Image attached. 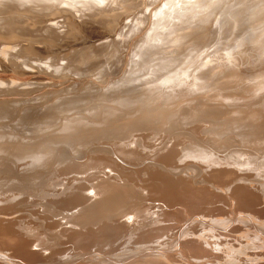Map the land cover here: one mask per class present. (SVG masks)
<instances>
[{"label":"bare ground","instance_id":"6f19581e","mask_svg":"<svg viewBox=\"0 0 264 264\" xmlns=\"http://www.w3.org/2000/svg\"><path fill=\"white\" fill-rule=\"evenodd\" d=\"M75 1L80 2L79 0ZM87 1L85 5H87ZM96 1L93 2L100 3V1ZM101 1L106 2L105 0ZM117 1L115 0L116 3H114L115 10L119 6L116 4L123 5V2L125 4L127 0H123V2L119 0L120 3ZM159 1L165 2L164 6L162 4L159 6L158 1L154 0L153 2L159 6L157 11L154 9L155 3L151 2L150 4H153L151 8L154 9L153 14L148 12L150 9L148 7L144 12L149 17V21V13L152 16L149 28L146 26L148 28L145 30V32L147 31L146 35L143 33L144 31L142 32V27L141 30L139 29L143 33L142 41H144L142 43L141 40L139 41L141 45L136 42L134 46H138L134 49L129 46L130 50L133 49L132 53H129L131 54L130 63L125 59L126 56L124 58L127 65L129 63V66L132 67H142L149 72L151 78L147 77L144 80L145 86L141 84V88L121 94L118 96L120 99L115 102H109V99L103 98L102 94L106 93L104 91L109 85L112 87L111 84L115 78L121 77L124 73L125 70L121 72L122 66L120 65L121 71L117 69L119 72H116L114 69L117 75L113 76V72V75L107 76L108 78L103 77L102 83L92 87L90 95L86 98L82 92H77L78 90L73 91V94L71 91H67L64 92V95L63 92L60 94L63 97L59 95L60 100L48 98L40 104L33 103L30 106L27 103L26 106L29 107L24 108L26 99L18 96L22 101L24 99L23 103L25 104L22 105L21 100L20 103L15 104L14 100L10 101L9 94L7 98L10 102H13L15 106H23L14 109V107L11 108L13 105L10 104L12 103L5 101L7 92L5 93L6 99L0 97V102H2L0 104V264H264V177L261 176V170L264 171V65H261L259 60L253 61L255 63L258 61L260 64L258 66L256 63L257 68L254 67L256 64L251 65V60H254L251 59L253 56L251 54V57L248 55L250 58L247 60L251 59L249 65L255 69H247L244 66L245 69L242 70L235 58L237 56H234L233 53L217 55L214 64L211 63L213 60L209 58V54H204L202 61L199 62L197 56H192L194 49L191 47L193 43H199L203 48H208L223 39L228 43H237V48L244 44L245 47L250 44L252 47L253 44L256 47L257 44L259 50L254 48V51H264V0ZM107 2L109 1L107 0ZM129 2L131 3V0ZM66 3V0H0V31L13 34V31L20 27L18 25L20 22L22 24L28 21L32 22L35 15L39 17L37 14L40 13L39 9L50 4H63L66 6L60 7L65 9L69 7ZM137 3H135L136 6H138ZM148 3L146 6L150 5ZM111 4L113 5V2ZM127 4H125L126 7H128ZM135 4L134 6L133 3L132 6L130 5L134 10ZM83 5L79 7L81 8ZM112 5L107 8L111 10ZM122 5L121 9L124 6ZM142 5L145 4H141V7H145ZM84 6L81 9L87 8ZM102 6L104 7V4ZM130 6L128 10H131ZM79 7H76L75 10ZM126 7L124 8L126 9ZM92 8L89 7L91 10ZM59 9L62 11V8ZM121 9L119 11L124 14ZM110 10L108 9V11ZM128 10L126 9L125 12ZM108 11L105 10L106 13ZM86 12L90 14L89 10ZM102 12H98V15L100 13L102 15ZM54 13L56 14V12ZM59 13L57 14L60 15L64 12ZM65 13L69 14V12ZM88 13L85 14L88 16ZM93 13L91 12L94 18ZM113 13L109 12L111 15ZM144 13L142 14L144 15ZM76 14L75 19L78 16L79 19L80 17L83 19V16ZM50 15L54 14L50 13ZM46 16L49 17L47 14ZM65 16L62 15V17ZM68 17L70 16L68 15ZM119 17L118 24L121 19L123 21V18ZM62 19L64 20V18ZM62 19L58 21L61 22ZM69 19L68 21H72V18ZM127 19L124 21L127 22ZM102 21H104V17ZM113 21L115 20L113 19ZM74 22L73 19L72 23ZM93 22L97 21L93 20ZM106 22L108 21L105 20ZM56 23L54 22V24ZM28 24L30 23L28 22ZM54 24L52 22L53 28H57L58 26L54 27ZM65 25L67 26V23ZM115 25L117 26V24ZM47 26L45 25L46 30H48ZM143 26L145 27V25ZM40 29L42 27H39L38 31ZM66 29L65 31H67ZM36 30L35 32H38ZM60 30L63 34V30L61 28ZM17 32L20 33L19 29ZM22 32L21 34H23ZM31 32L27 33V36ZM40 32L44 34L40 35L41 38L45 39L48 32L45 31L46 34L44 30ZM16 34L14 35L16 36ZM56 34L59 32L54 33L53 38ZM139 34L141 35V33ZM139 34L135 33L134 37ZM140 35L136 37L140 38ZM51 36L49 35L50 38ZM60 36H58L59 39ZM16 37L18 38V36ZM56 37L54 39L58 40ZM106 39L109 42V38ZM6 42L9 43V41ZM98 42L96 43L98 44ZM101 44L99 42L101 49H103V45L106 47V44ZM129 45L132 46V43ZM0 46L5 48L1 44ZM248 46L245 48L247 50L243 47L244 51H248ZM8 47L9 45L6 48L8 49ZM83 47L79 49H84L86 46ZM95 47L92 48L95 50ZM11 48L13 47L10 46ZM111 48H114V45ZM125 48L128 49V47ZM85 49L84 51H86ZM115 49H117L116 46ZM94 50L82 55L85 57H80L78 62L74 59L75 63H78L75 65L77 69H81V71H77L79 74L74 77L82 76L83 79L86 72L88 73L93 67L91 73L97 64L99 68L100 64L105 65L108 61L106 66H101V71L109 64L113 66V62L117 61L115 56L117 50L113 51L115 58L109 55L111 57V59L108 58L109 60L116 59L113 62L107 59L108 55L104 56L105 59L102 61L103 56L100 54L103 52L106 54L108 48L107 51L105 50L106 52L104 49L102 52L99 51L101 53H97L98 51L95 53ZM258 51L257 53H259ZM13 52L15 50H12L10 55ZM73 52L75 54V51ZM255 52L254 55H257ZM16 53L18 55V51ZM119 53L121 52L119 51ZM152 53L155 54L152 55ZM262 53L260 52V56H257L261 57V62H264ZM3 54L5 58L8 55L7 53ZM241 56L243 55H240L239 58H242ZM2 57L1 59H3ZM15 57L16 55L13 58L15 59ZM120 57L118 59L123 61ZM10 58L11 56L7 59ZM66 58H68L69 63L67 62V64L70 66V58L68 56ZM60 59L58 58L59 61ZM242 60L240 59V61ZM14 61L12 60V63ZM59 61L60 66H65L66 61L63 64L62 59V62ZM121 61L119 63L122 64ZM9 62L11 63V61ZM90 62L97 64L89 68V71L82 70V68L88 69L85 66ZM13 64L18 68L19 62ZM243 65H246V62ZM225 66L233 67L234 70H227ZM250 66L247 67L250 68ZM21 67L18 68L20 72L24 70L23 67L21 70ZM212 67H216V70L212 71ZM12 69L11 72L18 70L14 68L15 70L12 71ZM71 69L75 72L76 68ZM218 69L221 73L217 71ZM168 71L178 74V79L184 81L185 85L177 84L175 88L174 85L164 86L166 82L162 83L164 79L161 73ZM81 72L85 74L83 75ZM70 76L72 75L70 74ZM199 77L204 80L205 86L202 89L193 87ZM14 79L13 81L16 82L17 80ZM218 79L228 80L231 86L222 85L224 82L221 84L220 80L217 82ZM3 80L5 79L2 78L4 83ZM72 80L74 81V79ZM78 80L77 82H79ZM15 82L11 84H16ZM58 82L59 80L54 82V85H58L62 81ZM80 82H82L81 79ZM231 82H234L235 85ZM136 83H140V81ZM161 83V93L155 92ZM14 84L13 87H15ZM23 84H21L22 87L20 85V88L25 90ZM39 84L42 85L43 82ZM3 85H0L2 86L1 90H5ZM24 85H27L26 90L28 91L32 89L28 87L29 85L34 88V84L31 83ZM187 85H191V87L187 88ZM105 86L108 87L104 88ZM10 90L12 92V89ZM14 90H17L16 87ZM69 92L71 95H67ZM15 96L17 95L13 97ZM182 103H191L196 108L202 106L207 113L211 112L212 114L209 118H192L186 122L188 125L180 130L167 128L160 131L159 128L169 123L167 119L173 114L171 109L177 108ZM60 109L64 110L61 115L58 113ZM51 121L56 122L51 125ZM37 122L49 124L36 128ZM101 140L103 141L101 142ZM136 159H143V161L150 159L151 162L148 160L150 164L146 162L142 165L143 163L138 161L137 165L140 163L143 167L140 168L139 165L140 169L137 170V167L134 168L137 162H133ZM130 161L135 164L132 166L134 169L129 168L131 166H126L128 163L131 164ZM69 166L78 167L80 170L74 171L75 169L72 170ZM67 167L69 168L67 169ZM70 169L74 171L72 173H77V176H71L74 175L72 173L69 174L70 176H66L70 173ZM252 169L259 171L257 173L256 170L255 173ZM42 170L59 171L65 175V178L50 188L47 177L42 176L40 180L38 179V173ZM90 170H101L100 172L106 177L99 176L102 178L99 181L94 176L99 175L100 172L89 174ZM85 172L88 173L87 176H83L82 173L85 175ZM78 173L82 175L78 176ZM135 177L138 179L136 184L133 182ZM94 179L98 181L95 183ZM39 199L46 200L47 203L43 202L42 207L44 204L47 207L40 218L37 219L39 217L37 216L33 218L37 221L32 222L33 219L26 218L29 214L23 213L26 212L24 206L19 208V205L26 203L32 208L31 205L38 204ZM154 200L159 202L158 205L157 202L153 205ZM148 201H153L152 206L151 202L147 203ZM230 202L236 203L238 206L239 212L237 207H234L238 212L234 216L227 215V210L228 212L230 210L228 208H231ZM223 204H228L229 207L227 208V205L224 207ZM38 206L36 205L35 208ZM154 206L158 211L150 212ZM32 209L35 211L34 208ZM201 210L208 211L202 212ZM215 210H218L217 214L212 213ZM236 210L233 212L236 213ZM34 211H32V215L35 213ZM231 213L229 214L231 215ZM31 214L28 217L31 218ZM154 214V217L151 216ZM19 215L21 217L27 215L25 218L28 220H22ZM161 219L170 220L173 224L168 221L169 224L160 223ZM37 223L55 235L54 242H47L44 237L34 235L31 229ZM131 243L132 246L129 245ZM65 245L71 246L72 251L69 252L68 249L69 253H66L68 247L65 248ZM106 246L108 250L105 248ZM103 248L107 250L104 255L110 253L109 256L107 255L108 257L102 256L103 253H100L102 250L104 251Z\"/></svg>","mask_w":264,"mask_h":264},{"label":"rangeland","instance_id":"374dc122","mask_svg":"<svg viewBox=\"0 0 264 264\" xmlns=\"http://www.w3.org/2000/svg\"><path fill=\"white\" fill-rule=\"evenodd\" d=\"M69 1H71V0H66V4H67V6H69V7H66L65 9L63 8V7H60V6H66V5H61V4H50V5H47V7H44V8H41L42 10L44 9V11H42L41 9H39L40 10V13H37V14H39V17H38V15L36 16H34V18L31 20L32 22H30V21H28L30 24H28V22H24L23 24H22V22H20L18 25H20V27H17L18 29H19V34H18V29L17 30H14L13 31V34H12V32H5L6 33V35H5V33L4 32H2V31H0L1 33H0V36H1V40H0V44L1 45H3L2 47H5V48H1V46H0V48H1V50L2 49H4L3 50V53H7L8 55V57L6 56V58H5V56H3L4 54L3 53H1L2 51L0 50V55H2L1 57L3 58V59H1V57H0V63L2 64H0V72H4V73H6L8 76H5L6 74H4V73H1L0 74V81H1V84L0 85H3V89H5V90H1V88H2V86H0V94H2V95H0V97H2V98H5V93H6V98L7 97H9V94H10V101H13L15 104L17 103L18 104V102L20 103L21 101H22V99L21 98H24V99H26L27 101L25 102V103H23L24 102V99H23V101H22V105L23 104H25V105H23V106H25L24 108H26V107H29V106H26L27 105V103L31 106V105H33V103L35 104H40L41 102H43V101H45L46 99H53V100H60L61 99V97H63V95L67 92V91H71V94H73L72 92L74 91L75 92V90L77 91V92H82V94H84L85 95V98L88 96V95H90V92H91V90L93 89L92 87H94V86H98L99 85V83H102L101 81H102V79H103V77H107L108 75H111L113 72V76H115V75H117V73L116 72H119V70H120V65L122 66V68H121V72H123V70H125L124 71V73L122 74V76L121 77H116L115 78V80L113 81V83L111 84L112 85V87H110V85H109V87L108 86H105L104 88H107L104 92H106L105 94H102L103 95V98H106V99H109V102H115L116 100H118V99H120L118 96H120L121 94H123V93H127V92H129V91H131V90H137V89H139V88H141V84H143V86H145V82H144V80L148 77V78H151L149 75V72L148 71H146V70H144V68H142V67H140V68H137V67H132V66H129V63H130V58H131V54H129L130 52L132 53V51L131 50H133L134 49V47H136V46H138V45H141V43L144 41H142V38H143V33L145 34L146 32H145V30H148V28H149V24H150V21H151V19H152V16L150 15V13H149V16H150V21H149V17L146 15V13H144V12H146L147 11V7H148V12H151V14H153V11H154V9H156L155 11H157V7H159L160 6V4H162V6H164V4H165V2L163 3L162 1H159V0H157L158 2V4H159V6H158V4L156 3V2H153L154 0H148V1H146V0H139V2H138V0H131V3L129 4L128 3V1H130V0H127L126 2L128 3H126L125 2V4H127L128 5V7H126V5L124 4V2H123V0H120L121 2H123V5L120 3V1L118 0L117 1V3H120V4H116L118 7H120V8H118L117 6V9L115 10V4L114 3H116L115 2V0L114 1H112L113 2V5L111 4L112 2L110 1V0H108L109 2H107V0H105L106 2V6H105V3H104V1H101V0H97L96 2H98V1H100V3L99 4H104V7L102 6V4L101 5H99L98 3H94L93 1H95V0H88L87 2V5H85V3H86V0L84 1V0H79L80 2H78L77 3V1H75L76 3H77V6H76V3L74 2V0L72 1V2H69ZM83 1H84V5L82 4L83 3ZM89 1H91V2H89ZM132 1H134V2H132ZM156 1V0H155ZM203 1H206V0H203ZM138 2V3H137ZM149 2V3H148ZM151 2H153V4H154V6H156V7H154V9L153 8H151V7H153V4H150ZM68 3H70V4H68ZM75 3V4H74ZM92 3V4H91ZM108 3H109V5H108ZM132 3H133V6H134V4L135 3H137V5L139 6V9H137L138 8V6H136V4H135V10H134V8L133 7H131L132 6ZM148 3V5L150 4V5H152V6H146V4ZM65 4V3H64ZM79 4H81V5H83L84 6V8L87 6V8H85V9H81V8H83V6L80 8L79 6H81V5H79ZM97 4H98V6H97ZM112 5V7H111V10L114 8V10H110V8H107V7H110L111 5ZM141 4H145V5H142V6H145V7H141ZM55 6V8H54V6ZM74 5V6H73ZM92 5H95V6H92ZM121 5L123 6V8L121 9ZM131 5V6H130ZM59 6V8H62V11L64 12L63 14H60V13H62V11L59 9V8H56V7H58ZM72 6V7H71ZM101 6V7H100ZM129 6H130V9L131 10H128L129 9ZM74 7V8H73ZM76 7H79V8H77V10L79 9H81L82 10V13L83 12H85V13H88V12H86V11H88L89 10V12H90V10L91 9H89V7H94V8H92V10H91V12L94 14V18H93V16H92V14H91V12H90V14H91V17L89 16L90 14L88 13V16L85 14V13H81V10L80 11H77V10H75L76 9ZM100 7V8H99ZM124 7H126V9L128 10V11H126L125 12V8ZM47 8V9H46ZM49 8V9H48ZM51 8H53V9H51ZM68 8H73L72 10L71 9H69L68 10ZM98 8V9H97ZM141 8V9H140ZM144 8V9H143ZM58 10V11H55V10ZM65 11H64V10ZM98 11V12H102V9H104L103 10V14L101 15V13L98 15V12L96 11V10ZM107 9V11H108V9L110 10V11H108V13H106L105 12V10ZM119 9H121V11L123 10V12H124V14L122 13V12H120L119 11ZM136 9H137V12H135L136 11ZM38 10V11H39ZM46 10H48V11H50V12H48V11H46ZM52 10V11H51ZM59 10L61 11L60 13H59ZM68 10V11H67ZM84 10H86V11H84ZM95 10V11H94ZM119 11V12H115V11ZM144 10V11H143ZM146 10V11H145ZM132 11V12H131ZM134 11V12H133ZM142 11V12H141ZM45 13V15H44V13ZM49 14H48V13ZM54 12H56V14L54 13ZM65 12H69V14L68 13H65ZM96 12V13H95ZM109 12L110 13H113L112 15L111 14H109ZM129 12H131V13H129ZM50 13H53L54 15L53 16H51L50 15ZM57 13H59L60 15H58ZM70 13H71V15H73V17H71V15H70ZM76 13H78L79 15H81V16H83V19H86L87 21H83V19H82V17H80V19L82 20H80L79 19V16L76 18L77 19V22H80L81 21V23H78L77 24V22H76V19H75V17L77 16V14ZM117 13H119V14H121V15H117ZM136 15H135V14ZM142 13H144V15H146V16H144ZM42 14V15H41ZM46 14L47 15H49V17H47L46 16ZM65 14H66V16H65ZM72 18V21L70 20L71 18L70 17H68V15ZM105 14V15H104ZM42 17H41V16ZM46 16V17H44V16ZM57 15H58V19H57ZM62 15L63 16H65V17H62ZM85 15V16H84ZM98 15V16H97ZM108 15V16H107ZM127 15H129V16H127ZM56 16V17H55ZM75 16V17H74ZM101 16V18H99ZM110 16V17H109ZM111 16H112V18L115 20V21H113V19L111 18ZM114 16V17H113ZM115 16H116V18H115ZM119 16H121V18H123V21H122V19L119 21V24H118V20L120 19V17ZM126 16V17H125ZM39 19H38V18ZM51 17V18H50ZM55 17V18H54ZM59 17H61V18H59ZM88 19H87V18ZM103 17H104V21H102L103 20ZM107 17V18H106ZM129 17H131L130 19H129ZM144 17H145V20H143L144 19ZM36 18V19H35ZM43 20H42V19ZM45 18L47 19L46 21H45ZM51 20H50V19ZM62 18H64V20L62 19ZM70 18V19H69ZM99 18V19H98ZM110 19V22H109V19ZM129 19L130 21L128 22V19H127V22H125L124 20L125 19ZM147 18V19H146ZM53 19H54V21H53ZM60 19H62L61 20V22L60 21H58V20H60ZM67 19V20H66ZM68 19L70 20V21H68ZM73 19H74V23H72L73 22ZM90 19V20H89ZM92 19V20H91ZM117 19V20H116ZM35 20V21H34ZM43 22H42V21ZM55 20H57V21H55ZM93 20L95 21H97V22H93ZM105 20H107L108 22H106L105 23ZM38 21V22H37ZM41 21V22H40ZM45 21V22H44ZM50 22L51 23V25H52V22H53V24H54V22L56 23V24H54V27H57V28H53V25L51 26V25H49V24H46V23H48V22ZM91 21V22H90ZM98 21H100L99 23H98ZM113 23H112V22ZM104 22V23H103ZM117 22V23H116ZM146 22V23H145ZM26 23H27V25H26ZM33 23V24H32ZM67 23V26H68V29H66L67 28V26L65 25ZM76 23V24H75ZM121 23V24H120ZM125 23V24H124ZM145 23V24H144ZM35 24H36V26L38 25L40 28L42 27V29H40V31H43L44 30V32L46 31V32H48L49 33V35L51 36L52 35V33H53V31H54V29H56L55 31H54V33H58L59 32V34H56L55 36H54V38L56 37L58 40H55L54 38H53V35H54V33H53V35L51 36V38L49 37V35H48V33H47V36L45 37V39L44 38H41V36L40 35H44V34H41V32L40 31H38L39 30V27H36L35 26ZM64 25V27H63V25ZM113 24V25H112ZM115 24H117V26L115 25ZM122 24H124V25H122ZM17 25V26H18ZM32 25V26H31ZM35 27H34V26ZM42 25V26H41ZM45 25L48 27V30H46V27H45ZM55 25H57V26H55ZM60 25H61V27H60ZM111 27H110V26ZM115 25V26H114ZM119 25V26H118ZM143 25H145V27L143 26ZM22 26V27H21ZM24 26V27H23ZM27 26V27H26ZM31 26V27H30ZM53 28H51V27ZM80 26V27H79ZM146 26H148V28H146ZM26 27V28H25ZM29 27V28H28ZM35 28V29H33V28ZM45 27V28H44ZM50 27V28H49ZM115 27V28H114ZM117 27V28H116ZM139 27V28H138ZM143 29H142V28ZM194 27H195V25H194ZM20 28H21V30H20ZM31 28V29H30ZM44 28V29H43ZM60 28L63 30V34L65 35H63L62 33H61V30H60ZM63 28H65L67 31H65V29H63ZM109 28H110V30H109ZM112 28V29H111ZM114 28V29H113ZM142 29V32L140 31L141 29ZM146 28V29H145ZM26 29V30H25ZM27 29H28V31L30 30V32H31V30H34V31H32L33 32V34H32V32H31V36L29 37V36H27V33H30V32H28L27 31ZM37 29V30H36ZM136 29H138L137 31H139L138 33L136 32ZM140 29V30H139ZM24 30V31H23ZM35 30L36 31H38V32H35ZM57 30H59V31H57ZM23 31V32H22ZM50 31V32H49ZM51 31H52V33H51ZM65 31V32H64ZM21 32L25 35H23V34H21ZM35 32V33H34ZM46 32H45V34H46ZM136 34H139V33H141V37L140 38H137V37H139V35H135V37H136V39H134L135 37H134V34L135 33ZM7 33H9L8 35L9 36H7ZM18 35H17V34ZM26 33V34H25ZM43 33V32H42ZM107 33V34H106ZM109 33V34H108ZM5 36H4V35ZM14 34H16V36H18V38L14 35ZM37 34H38V36H37ZM104 34V35H103ZM111 34V35H110ZM13 35V36H12ZM19 35H20V37H19ZM23 35V36H22ZM59 35H61L60 36V39L58 38V36ZM106 35V36H105ZM146 35V34H145ZM33 36V37H32ZM35 36V37H34ZM96 36V38H94ZM100 36V37H99ZM109 36H112V37H109ZM134 38H133V37ZM5 39H4V38ZM9 37V38H8ZM14 37H16V38H14ZM43 37V36H42ZM63 37V38H62ZM109 38L108 39V41L109 42H107V39L106 38ZM133 39H132V38ZM145 37V36H144ZM30 38V39H29ZM102 38H104V39H102ZM2 39H3V41H2ZM49 39V40H48ZM92 39V40H91ZM102 39V40H101ZM106 39V41H104L103 42V40H105ZM139 39V40H138ZM145 39V38H144ZM17 40V41H16ZM91 40V41H90ZM101 40V41H100ZM112 40V41H111ZM129 40H131V41H129ZM135 40V41H134ZM141 40V41H140ZM6 41H9V43L8 42H6ZM12 41V42H11ZM61 41V42H60ZM88 41H89V43H88ZM95 41V42H94ZM100 42V45H102L101 43H103V44H106L105 46L106 47H104V45H103V49H104V51L106 50L107 51V48H108V51L106 52V54H104V52L102 53V54H100L101 56H103V60L102 61H104V56L105 57H107L106 55H108V57H107V59L108 58H110L111 59V57L112 58H115L114 57V55L116 56V59H117V61L116 62H118V64H115L116 62H113L114 60H116V59H112V60H109V61H112L113 62V66H111L110 64L109 65H107V67H105V68H103L104 66H106V64H107V62H106V64L103 62V64H105V65H99L100 67L98 68V64L96 63V62H90L87 66H85V67H87L88 69H86V68H82L81 66H78V67H81L82 68V70L84 69V71L86 70H88L89 71V68H91L93 65L95 66L96 64V66H95V73H94V70L90 73V71L93 69V67L91 68V70L87 73L86 72V74L83 72H81L84 76H83V79L81 78L82 76H76V77H74L75 75H78L79 74V72H77V71H81V69H77V67L75 66L76 64H78V63H75V60H77L76 62H78V60H80V57H85V56H82V55H86L87 54V52H89V51H91V52H93V48L96 46V42ZM141 43H140V42ZM4 44H3V43ZM16 42V43H15ZM77 42V43H76ZM93 42V43H92ZM99 42H98V44H97V46L95 47V50H94V52L96 53L97 51V53H101L102 51H103V49H101V46L99 45ZM128 42H130L129 44H131L132 43V46L131 45H127V43ZM134 42V43H133ZM136 42H139V43H136ZM82 43V44H81ZM84 43V44H83ZM93 45H95V46H93ZM138 44V45H135L134 46V44ZM11 44V45H10ZM107 44H108V46H107ZM250 44V43H249ZM253 44V43H252ZM256 44V43H255ZM6 45V46H5ZM9 45V47H8V49L6 48L7 46ZM15 45V46H14ZM77 45V46H76ZM91 45V46H90ZM113 46L114 45V48H111V46ZM127 45V46H126ZM245 45V44H244ZM244 45H242V47L240 46V48L238 47L237 48V46H238V44L236 43V44H234V43H228V42H226V41H224L223 39H220L216 44H214L213 46H210V47H208V48H203V46L201 45V44H199V43H193V46L191 45V47H192V49H194V51H193V53H192V56L194 57V56H197L198 57V61L199 62H201L202 61V56H204V54H209V58L211 59V60H213L211 63H213L214 62V60L216 59L215 57L218 55V56H222L223 54H226V53H233V55L234 56H237V57H235L236 58V60H237V62H239V67H241V69L242 70H244L245 69V67L247 68V69H255V68H257V64H258V66L261 64V65H264L263 63L264 62H261L262 61V59H261V57L259 58L257 55H259L260 56V52L262 53V52H264V51H262L261 50V48H260V52L258 51L259 49H258V47L259 46H257V44H256V47H254V44H253V47H252V45L250 46H248V45H246V47L244 46ZM10 46L11 47H13V48H11L13 51L15 50V52H13L12 53V55H10L11 54V52H12V50L10 49ZM20 46V47H19ZM69 48H68V47ZM73 46V47H72ZM82 46H88L85 50L86 51H84V49H79L80 47L82 48ZM98 46H100V47H98ZM115 46H116V48L117 49H115ZM131 48H133V49H131L130 50V47ZM247 46L249 47L248 48V51L250 52H248V51H244V49L245 48H247ZM15 47V48H14ZM19 48V49H16V48ZM75 47V48H74ZM93 47V48H92ZM110 47V48H109ZM125 47H128V49L127 48H125ZM243 47H244V49H243ZM80 50L79 52H77L78 50ZM90 48V49H89ZM92 48V49H91ZM101 50H100V49ZM106 48V49H105ZM258 49L257 51L259 52V53H257V51L255 52L254 50L255 49ZM7 49V50H6ZM10 49V50H9ZM21 49V50H20ZM109 49H111V50H109ZM241 49V51H239ZM251 49H253V50H251ZM10 52H9V51ZM18 51V55H17V51ZM64 50H66V51H64ZM115 50H117V51H115ZM121 52V53H119V51ZM125 50V51H124ZM130 50V51H129ZM245 50H247V49H245ZM263 50H264V48H263ZM6 51V52H5ZM8 51V52H7ZM69 51H71V52H69ZM73 51H75V54H74V52ZM85 53H84V52ZM99 51H101V52H99ZM110 51H111V53H112V55H111V53H110ZM113 51H115V54H114V52ZM123 51V52H122ZM129 51V52H128ZM244 51V52H243ZM255 52V54H257V55H254V52ZM83 52V53H82ZM124 52H126V53H124ZM154 52H157V51H154ZM245 54H243V53ZM246 52V53H245ZM252 52V53H251ZM15 53V54H14ZM79 53V54H78ZM108 53V54H107ZM118 53V54H117ZM128 53V54H127ZM237 53V54H236ZM240 53V54H239ZM16 55V57H15V59L13 58L14 57V55ZM68 54V55H67ZM72 54V55H71ZM78 54V55H77ZM120 54H121V57H120ZM124 56H123V55ZM155 53H152V55H154ZM236 54V55H235ZM251 54L254 56H252L251 57ZM262 54H264V53H262ZM73 58H71L70 56ZM75 55V56H74ZM79 55H81V56H79ZM111 57H110V56ZM117 55H119L118 57H117ZM130 55V57H128ZM240 55H243V56H241L242 58H243V60H247V58H250L251 57V59H254V60H251V59H248L247 61H243L242 60V58H239L240 57ZM248 55H250V57L248 56ZM11 56V58L8 60L7 58H9ZM68 56L70 59V66L67 64V62L69 63V61H68V58H66V57ZM125 56H126V58H125ZM245 56H246V58H245ZM255 56H257L258 57V59H257V57H255ZM60 57H61V59H62V61H61V59H60ZM75 57H77V58H79V59H77V58H75ZM122 58V60L123 61H121V59L119 60L118 58ZM4 58H5V60H4ZM55 58H56V60H58V58L60 59V61L59 62H62V64L64 63V61H66L65 63H64V65L66 66V64H67V66H66V68H65V66H60L61 64L60 63H58V61H56L55 60ZM127 61H129V63H128V65L126 64L127 62H126V60ZM128 58V59H127ZM212 58H214V59H212ZM238 58H239V60H238ZM262 58H263V61H264V57H263V55H262ZM14 61V60H16V61H14L13 63H15V64H18V62H19V64H18V68H19V66H22L23 67V69L24 70H22V67H21V72H20V70L18 69V68H16L15 66H14V64L12 63V60ZM75 59V60H74ZM240 59L244 62H242V61H240ZM260 59H261V61H260ZM72 60H73V62H72ZM252 61V63H251V61ZM255 60H259V63H258V61H256V63L255 62H253V61H255ZM3 61H5V62H3ZM9 61H11V63L9 62ZM119 61H121V62H123L122 64L121 63H119ZM217 61H219V60H217ZM249 61V62H248ZM54 62V63H53ZM57 62V63H56ZM72 62V63H71ZM241 62V63H240ZM245 62H246V65L247 66H250L249 64L251 63V65L253 64V66L255 67V68H253V66L251 67L250 66V68L249 67H247L246 65H243V64H245ZM5 63V64H4ZM74 63V66H72V64ZM215 63V62H214ZM213 63V64H214ZM243 63V64H242ZM4 64V65H3ZM11 64V65H10ZM12 64H13V66H12ZM21 64V65H20ZM123 64H125L126 65V67H125V65L123 66ZM10 65V66H9ZM119 65V66H118ZM216 65V64H215ZM241 65V66H240ZM13 67V69L15 68V69H18V70H13L12 69V67ZM90 66V67H89ZM101 66H103L102 68V70L100 71V69H101ZM118 66V67H117ZM245 66V67H244ZM3 67H4V69H3ZM7 67V68H6ZM69 67H71V68H73L74 67V69H75V72H74V70L72 71V69L70 70V69H68ZM113 67V68H112ZM244 67V68H243ZM96 68H98V69H96ZM216 67H212L211 68V70L213 71V69L214 70H216L215 69ZM225 68L227 69V70H230V71H233L234 70V68L233 67H228V66H225ZM8 70V71H5V70ZM12 69V71H14V72H11L10 70ZM116 70V72H115V70ZM117 69H119L118 71H117ZM26 70V71H25ZM97 70H99V71H97ZM113 70V71H112ZM11 73H10V72ZM18 71V72H17ZM69 71H71V72H69ZM217 71H219V69L217 70ZM216 71V72H217ZM9 72V73H8ZM23 72V73H22ZM77 72V73H76ZM96 72H97V74H96ZM110 72V73H109ZM120 72V73H121ZM215 72V71H214ZM220 72V71H219ZM12 73H14V74H12ZM21 73V74H20ZM74 73H76V74H74ZM90 73V74H89ZM221 73V72H220ZM15 77V79L17 80L16 82L15 81H13V79H14V77L12 76V75ZM17 74V75H16ZM70 74L72 75V76H70ZM87 74H89L88 76H87ZM1 75H2V77H1ZM81 75V74H80ZM3 76H5V77H3ZM10 76H12V77H10ZM18 76V77H17ZM67 76H69V77H67ZM161 76H163V79L164 80H162V83L164 82H166V84H164V86H166V87H170V86H172V85H174L173 87L175 88L176 86H177V84H179V85H185L184 84V81H180L179 79H178V74H176L174 71H168V72H164V73H161ZM73 77V78H72ZM84 77H85V79H84ZM109 77V76H108ZM107 77V78H108ZM2 78H4L5 80L7 79V81H5V80H3L4 81V83L2 82ZM8 78H10V79H8ZM11 78H13L12 80H11ZM62 78V79H61ZM75 78H76V80H75ZM80 78L81 80H82V82H80V79L78 80V79ZM14 79V80H15ZM18 79H20L19 81L21 82H19L18 81ZM72 79H74V81L71 80ZM11 82H10V81ZM55 80V81H54ZM59 80V82L58 83H60L61 81V83L60 84H58V85H54V82H57V81ZM77 80L79 81V82H77ZM84 80V81H83ZM150 80V79H149ZM220 79H218L217 80V82H220L221 84H222V82H224V84H222V85H225V86H231V84H229L230 82H228V80H225L224 81V79H222V80H220ZM54 81V82H53ZM76 81V82H75ZM137 81H140V83H136ZM6 82H8L7 84H10L9 86H10V88L8 89V85L6 84ZM12 82H15L16 84H14L15 85V87H16V89L18 90H14L15 89V87H13V84H11ZM20 84H19V83ZM41 82H43V84L41 85V84H39V83H41ZM44 82H45V84H44ZM52 82V83H51ZM3 83V84H2ZM22 83H24V84H34L33 86H34V88L33 87H31L30 85L28 86V87H30V88H32L33 89V91H30V90H32V89H29V91H30V94L28 95V93H29V91L28 90H26V88H27V85H24L23 84V86H25V87H23V88H25V90L24 89H22V88H20V85L22 84ZM162 83L156 88V90L157 91H155V92H157V93H161V89H160V86H162ZM226 83H228L227 85H226ZM232 84L234 83V82H231ZM5 84H6V88H5ZM19 84V85H18ZM48 84V85H47ZM55 84H57V83H55ZM61 84H62V86H61ZM19 86V88H18V86ZM40 85L42 86L41 88H40ZM60 85V86H59ZM234 85H235V83H234ZM142 86V87H143ZM204 86H205V84H204V80L201 78V77H199L196 81H195V83H194V85H193V87L194 88H204ZM12 87V88H11ZM21 87H22V85H21ZM36 87V88H35ZM38 87V88H37ZM191 87V85H187V88H190ZM9 90V92H8V90ZM10 89H12V92H11V90ZM19 89H20V91H19ZM163 89V88H162ZM7 90V91H6ZM14 90V91H13ZM21 90H23L22 91V93H21ZM19 92V93H18ZM32 92V93H31ZM62 92H63V95H60V94H62ZM65 92V93H64ZM18 93V94H17ZM12 94V95H11ZM24 94V95H23ZM70 94V92L69 93H67V95H71ZM75 94V93H74ZM77 94V93H76ZM14 95H17V96H15V97H13ZM26 95V96H25ZM61 97H60V96ZM21 97L20 99H19V97ZM52 96V97H51ZM13 97V98H12ZM26 97V98H25ZM28 97V98H27ZM51 97V98H50ZM133 97V96H132ZM5 98V99H6ZM15 98H17V99H15ZM21 100V101H20ZM123 100V99H122ZM1 101V100H0ZM7 103L8 102H10L9 101V99L7 98L6 100H5ZM15 101H17V102H15ZM69 101H71V99H69ZM94 101V100H93ZM13 102H10V103H12V104H10L12 107L11 108H13L14 107V109H17V108H21V107H23L22 105H20V106H15L14 105V103ZM32 102V103H31ZM2 102H0V104H1ZM127 105H129L128 103H126ZM17 107V108H16ZM136 110H138V109H136ZM172 110V112H173V114H171L169 117H168V124L167 125H165L164 127H162V128H159L160 129V131H163V130H165V129H167V128H170L171 130H180V129H182L184 126H187L188 125V123H186V122H188L190 119H197V118H200V117H203V118H209L210 116H211V112L210 113H207L206 112V110L205 109H203V107L201 106L200 108H196V107H194L191 103H182V104H180V105H178L177 106V108H173V109H171ZM65 111H67V110H65ZM62 112H64V110H62L61 111V109L59 110V115H61V113ZM55 122L56 121H51V125H53V124H55ZM53 123V124H52ZM49 123H47V122H42V123H40V122H37L36 123V128H39V127H45V126H47ZM163 129V130H162ZM127 130V128L125 129V131ZM97 141V140H96ZM103 140H101V142H102ZM105 141V140H104ZM107 141V140H106ZM97 144H98V142H97ZM57 155V154H56ZM77 155V154H76ZM150 159H147V161L145 160V161H143V159H141V160H133V162H137V163H135L136 164V166H134L135 164H132L133 162L132 161H130V165H129V163L128 164H126V166L128 167V166H131V167H129V168H131V169H136V167H137V170L138 169H140L141 167H143L142 165H144L146 162L147 163H149L150 164ZM128 161V160H127ZM138 161L142 164V165H140V163H139V165H137L138 164ZM129 162V161H128ZM132 166H134V168H132ZM140 168H139V167ZM72 170H74V171H79L80 170V168L78 169V167H72V166H69ZM69 167H67V169L69 168ZM70 169V170H71ZM70 171V173H68V175H66V176H70L69 174H71L72 172H74V171ZM95 170V169H94ZM92 171V170H90L91 171V173L90 172H88L89 174H94V173H96V174H98L100 171L99 170H96V171ZM257 169H252V171H256ZM263 170H264V168H263ZM47 172V170H42V172H39L38 173V179L40 180L41 179V177L43 176V177H47V179H48V181H49V184H50V188H53L55 185H57V184H55V183H58L62 178H65V175H62L59 171H56V172H53L52 170L51 171H49L48 170V172H50V173H46ZM67 171V170H66ZM69 171V170H68ZM258 171L259 170H257L256 172L258 173ZM255 172V173H256ZM45 173V174H44ZM56 173V174H55ZM88 173H86L85 172V175H84V173H82L83 174V176H87L88 175ZM263 175H262V174ZM261 173L259 172V174H261V176L262 177H264V171H262L261 170ZM44 174V175H43ZM47 174H50V175H47ZM72 174H74V173H72ZM77 173H75L74 175H71V176H75ZM82 174H80V173H78V176H81ZM87 174V175H86ZM102 174V172H100L99 173V175H95L94 177H96V178H98V180L99 181H101V177L103 176V178H105L106 176L105 175H101ZM112 174V173H111ZM113 174H115V173H113ZM112 174V175H113ZM58 176V177H57ZM77 176V175H76ZM99 176H101V177H99ZM94 177H92V178H94ZM53 180V181H52ZM55 180V181H54ZM96 179H94V181H95ZM98 180H96L95 181V183L98 181ZM133 180H135V181H133L135 184L136 183H138L137 181H138V179L135 177V178H133ZM93 181V182H94ZM48 183V182H47ZM53 186V187H52ZM38 200V199H37ZM40 200V204L38 203V204H36L37 206L38 205H41V206H38V208L36 209L35 208V206L34 205H31V206H33L32 208H34L35 209V211L30 207V206H28L26 203V207H25V204L23 205V204H20L19 205V208H21V206L24 208V211H26V212H23V213H25V214H31L32 213V211H34L36 214H38V215H36L35 213L32 215L31 214V218L30 217H28L27 215H23L22 217H24V218H22L21 217V215H19V217H21V219L22 220H30V219H33V218H36L37 216H39V217H37V219L38 218H40V216L44 213L43 211L45 210V207H47V205L46 204H44V206L42 207V205H43V202L44 203H47L46 202V200L44 201V200H41V199H39ZM42 202V203H41ZM149 202H151L150 204H151V206H152V202L153 201H148L147 203L149 204ZM156 202H157V205H158V201H155L154 200V202H153V205H155L156 204ZM229 202V201H228ZM155 203V204H154ZM231 203V202H230ZM219 204V203H218ZM232 204V203H231ZM231 204H229L230 205V207L231 208H228L229 207V205L228 204H226L227 205V208L228 209H230L229 210V212H228V210H227V215H229V216H234V215H236L238 212H239V210H238V206H236L237 204L236 203H233L232 204V206H231ZM235 204V205H234ZM156 205V206H157ZM224 205V207H226V205L225 204H223ZM30 207V209H28ZM155 207V206H154ZM153 207V208H154ZM233 207V208H232ZM234 207H237L236 209L238 210V212H237V210L236 209H234ZM26 208V209H25ZM153 208H151L150 209V212L151 211H153V210H157V208L155 209H153ZM227 208H225V209H227ZM28 210V211H27ZM36 210H37V212H36ZM40 210V211H39ZM233 210H236V213H235V211L233 212ZM158 211V210H157ZM202 211V210H201ZM206 211V210H205ZM205 211H202V212H205ZM208 211V210H207ZM206 211V212H207ZM218 210H215V212H213L212 211V213L214 214V213H216ZM30 212V213H29ZM43 212V213H42ZM226 212V211H225ZM230 212H232L231 213V215L229 214ZM41 213V214H40ZM65 213V212H64ZM220 213V212H219ZM234 213V214H233ZM217 214V213H216ZM225 215V214H224ZM27 216V217H26ZM151 216H155V214L154 215H151ZM28 218V219H26V218ZM161 218V217H160ZM163 218V217H162ZM20 219V220H21ZM37 219H33L32 220V222L35 220V221H37ZM169 223H172L173 224V222H170V220H166V221H164V220H162L161 219V222L160 223H163V222H165L166 224H169ZM172 221V220H171ZM40 223H37V224H35V225H33L32 226V232L34 233V235H39V237H44L46 240H47V242H54V238H56L55 237V235H53V234H51V232H49V231H47L45 228H43V226H40L39 225ZM130 246H132V243L131 244H129ZM134 245V244H133ZM137 245V244H136ZM135 246V245H134ZM66 247H68V245L66 246L65 245V248ZM106 249H107V246L105 247ZM70 250L69 252H71L72 250V248H71V246H69L68 248H66V253H69L67 250ZM104 249V248H103ZM106 249H104V251L102 250L100 253H103L102 254V256H106V257H108L109 255H110V253H108L107 255H104L105 253H107V252H105V251H107Z\"/></svg>","mask_w":264,"mask_h":264}]
</instances>
